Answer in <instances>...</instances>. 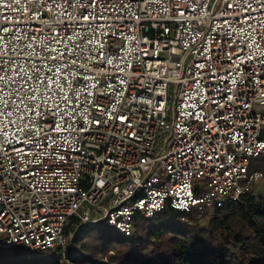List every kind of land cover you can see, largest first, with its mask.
Returning <instances> with one entry per match:
<instances>
[{
    "label": "built area",
    "instance_id": "1",
    "mask_svg": "<svg viewBox=\"0 0 264 264\" xmlns=\"http://www.w3.org/2000/svg\"><path fill=\"white\" fill-rule=\"evenodd\" d=\"M253 162L264 0H0V248L222 208Z\"/></svg>",
    "mask_w": 264,
    "mask_h": 264
},
{
    "label": "trees",
    "instance_id": "2",
    "mask_svg": "<svg viewBox=\"0 0 264 264\" xmlns=\"http://www.w3.org/2000/svg\"><path fill=\"white\" fill-rule=\"evenodd\" d=\"M71 224L64 248L46 256L3 247L0 264H264V180L222 208L185 214L167 206L149 219L136 215L129 236L107 231L104 221L78 230Z\"/></svg>",
    "mask_w": 264,
    "mask_h": 264
},
{
    "label": "rangeland",
    "instance_id": "3",
    "mask_svg": "<svg viewBox=\"0 0 264 264\" xmlns=\"http://www.w3.org/2000/svg\"><path fill=\"white\" fill-rule=\"evenodd\" d=\"M172 88H173V86L170 87L169 93H172ZM262 164H263V163L253 162L252 165H251V169H252V170H253V169H254V170H256V169H260V168H262ZM202 191H204V189H202ZM104 228H105L107 231H109V232L116 233V232H114L113 228H111V227H109V226H104ZM0 238H1V236H0Z\"/></svg>",
    "mask_w": 264,
    "mask_h": 264
}]
</instances>
